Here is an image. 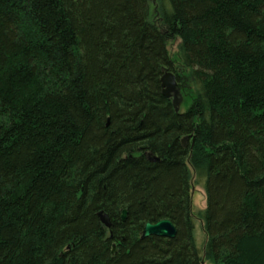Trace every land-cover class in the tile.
Masks as SVG:
<instances>
[{
	"label": "trees",
	"instance_id": "obj_1",
	"mask_svg": "<svg viewBox=\"0 0 264 264\" xmlns=\"http://www.w3.org/2000/svg\"><path fill=\"white\" fill-rule=\"evenodd\" d=\"M206 263L264 264V0H0V264Z\"/></svg>",
	"mask_w": 264,
	"mask_h": 264
},
{
	"label": "water",
	"instance_id": "obj_2",
	"mask_svg": "<svg viewBox=\"0 0 264 264\" xmlns=\"http://www.w3.org/2000/svg\"><path fill=\"white\" fill-rule=\"evenodd\" d=\"M162 81V93L165 97L172 99L173 106L177 112L181 109V104L183 100V96L181 94V87L177 81V78L174 73L164 70V75L161 78ZM187 138L182 139V143L185 145ZM132 157H140L142 156L141 152L133 151L131 153ZM149 159L154 160L157 158L152 157L150 153L147 154ZM101 222L107 226L111 227V219L107 213L104 211H100L98 213ZM127 211H123L122 218L126 219ZM177 233V228L174 223L170 219H162L155 223L148 222L145 224L143 229L142 237H150V236H161V237H169L174 238Z\"/></svg>",
	"mask_w": 264,
	"mask_h": 264
},
{
	"label": "rangeland",
	"instance_id": "obj_3",
	"mask_svg": "<svg viewBox=\"0 0 264 264\" xmlns=\"http://www.w3.org/2000/svg\"><path fill=\"white\" fill-rule=\"evenodd\" d=\"M176 45L172 48L175 51ZM181 87V85H180ZM181 94L183 96L182 87ZM183 111H186V107H183ZM192 208L195 215V239L199 248H203L206 241V234L203 226V221L200 218V213L207 206L206 191L202 183L194 184L191 190ZM208 264V263H206Z\"/></svg>",
	"mask_w": 264,
	"mask_h": 264
},
{
	"label": "bare ground",
	"instance_id": "obj_4",
	"mask_svg": "<svg viewBox=\"0 0 264 264\" xmlns=\"http://www.w3.org/2000/svg\"><path fill=\"white\" fill-rule=\"evenodd\" d=\"M163 75H164V74H163ZM161 78H162V77H161ZM161 83H162V81H161ZM134 151H135V150H134ZM137 152H141V153L143 154V152H142V151H137ZM148 153H150V152H147V154H148ZM150 154H151V153H150ZM140 157H141V156H140Z\"/></svg>",
	"mask_w": 264,
	"mask_h": 264
}]
</instances>
